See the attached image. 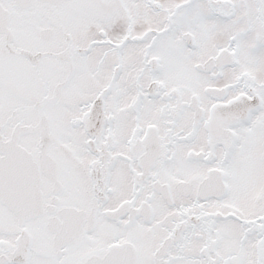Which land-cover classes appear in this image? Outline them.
<instances>
[{
    "label": "snow or ice",
    "instance_id": "obj_1",
    "mask_svg": "<svg viewBox=\"0 0 264 264\" xmlns=\"http://www.w3.org/2000/svg\"><path fill=\"white\" fill-rule=\"evenodd\" d=\"M0 264H264V0H0Z\"/></svg>",
    "mask_w": 264,
    "mask_h": 264
}]
</instances>
